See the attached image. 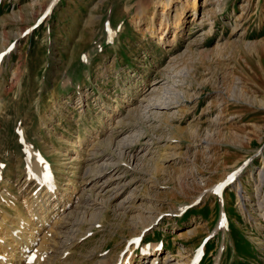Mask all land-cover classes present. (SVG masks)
Listing matches in <instances>:
<instances>
[{"label":"rangeland","instance_id":"obj_1","mask_svg":"<svg viewBox=\"0 0 264 264\" xmlns=\"http://www.w3.org/2000/svg\"><path fill=\"white\" fill-rule=\"evenodd\" d=\"M140 1L0 0V193L22 202L27 148L62 190L94 166L71 143L103 140L118 195L73 257L137 229L130 264H264V0H197L166 42L135 24Z\"/></svg>","mask_w":264,"mask_h":264},{"label":"bare ground","instance_id":"obj_2","mask_svg":"<svg viewBox=\"0 0 264 264\" xmlns=\"http://www.w3.org/2000/svg\"><path fill=\"white\" fill-rule=\"evenodd\" d=\"M141 1L137 10L138 20H135V24L139 28L144 26L145 32L149 31L157 39H164L165 42L168 37L166 35L171 30L174 29L175 32L180 28L185 9L190 6L196 10L197 7V0L189 2L187 0H151L148 3L150 6L141 3ZM180 2H183V7L176 9L175 21L172 24L170 22L172 7ZM150 7L151 13L148 14ZM159 93L164 95L165 92L159 89ZM169 107H171L170 102L149 101L146 110L149 111L148 113H153ZM116 111L113 110L114 113ZM108 138L110 139V136ZM100 142L103 140H99V142L98 139L91 140L84 147L79 144L80 141L71 143L74 154L73 157L69 156L71 161L78 160L76 163L79 164L86 154V156H91L89 160L94 166H90L85 172L75 175V179L70 180V184L62 190L58 189L59 182L53 173V169L49 165L45 166L47 161L43 156L33 148H27L28 165L25 168L26 180L24 183L27 188L22 202L17 203L15 201L17 197L12 196L5 186L3 190L8 193L7 196L9 195L10 198L4 192L0 193V264L131 263V248L129 247L127 255H125V249L131 239H134L131 244H137L141 240L142 231L137 229H135L132 238H126L125 246L117 254L100 255L93 251L91 253L82 252L79 256L73 257L74 254L71 253L72 248L78 246L84 236L92 230H96L102 220L104 209L109 206L112 198L118 195V191L112 192L114 187H109L112 186V183L108 182H111L113 177L106 178L109 165L104 164V161L99 162L101 159L98 156L100 152H97L95 147ZM108 142L110 145L112 144L110 141ZM89 147L90 149H87ZM76 163H72V165L75 164L78 168ZM77 179H80L79 184H76ZM260 185L261 181H259L257 188H260ZM152 247L154 248L155 245L153 244ZM156 256L160 257L161 253L156 254ZM154 261L156 260H153L152 264L155 263ZM142 263L143 261H140L137 264ZM163 264L174 263L169 260L168 256H164Z\"/></svg>","mask_w":264,"mask_h":264}]
</instances>
